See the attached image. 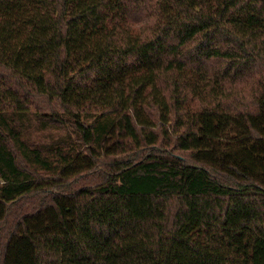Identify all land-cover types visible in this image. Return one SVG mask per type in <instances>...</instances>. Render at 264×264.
<instances>
[{
    "label": "trees",
    "instance_id": "trees-1",
    "mask_svg": "<svg viewBox=\"0 0 264 264\" xmlns=\"http://www.w3.org/2000/svg\"><path fill=\"white\" fill-rule=\"evenodd\" d=\"M0 264H264V0H0Z\"/></svg>",
    "mask_w": 264,
    "mask_h": 264
},
{
    "label": "rangeland",
    "instance_id": "rangeland-1",
    "mask_svg": "<svg viewBox=\"0 0 264 264\" xmlns=\"http://www.w3.org/2000/svg\"><path fill=\"white\" fill-rule=\"evenodd\" d=\"M93 178H96V176H90L89 180L93 179Z\"/></svg>",
    "mask_w": 264,
    "mask_h": 264
}]
</instances>
